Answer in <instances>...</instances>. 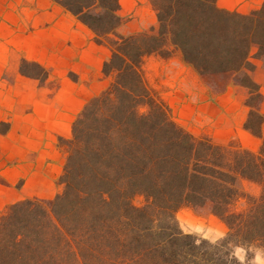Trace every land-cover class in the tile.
<instances>
[{
  "label": "trees",
  "instance_id": "16d2710c",
  "mask_svg": "<svg viewBox=\"0 0 264 264\" xmlns=\"http://www.w3.org/2000/svg\"><path fill=\"white\" fill-rule=\"evenodd\" d=\"M147 1L157 30L122 35L120 0H54L110 49L102 73L111 80L77 114L70 137L57 136L61 190L0 210V264H226L233 245L264 247V115L251 77L252 58L264 68V3L242 14L217 0ZM175 52L199 76L249 90L244 129L261 139L258 151L238 140L216 144L177 123L143 71L147 56ZM19 72L41 85L50 75L26 59ZM9 130L0 123V134ZM245 181L261 187L258 196L245 193ZM136 196L146 203L136 206ZM239 199L243 209L234 208ZM183 206L217 217L226 235L209 243L184 232L176 216Z\"/></svg>",
  "mask_w": 264,
  "mask_h": 264
},
{
  "label": "crops",
  "instance_id": "0c3cea01",
  "mask_svg": "<svg viewBox=\"0 0 264 264\" xmlns=\"http://www.w3.org/2000/svg\"><path fill=\"white\" fill-rule=\"evenodd\" d=\"M143 2L120 0L119 15H136ZM263 3L264 0H217L220 8L242 14L259 9ZM152 25L150 31L157 30V19ZM141 31V25L134 22H124L118 29L122 35ZM94 36L54 0H0V123L10 124L9 132L0 134V210L23 199L15 183L30 167L36 170L27 183L35 182L37 187L29 197L50 198L45 186L52 178L43 172L46 160L40 152L36 163L19 161L31 153V148L23 144L35 143V149L42 148L44 152L47 145L43 144H56L57 136L69 137L72 122L83 106L108 87L111 78L103 75L102 67L111 51L97 44ZM147 57L154 71L150 73V83L177 123L193 135L208 136L216 144L226 145L237 138L243 148L258 151L261 139L244 129L249 111L246 87L234 81L214 91L208 79L186 65L178 52L169 58L156 54ZM22 59L49 70L43 85L20 74ZM251 61L255 65L251 77L262 94L259 111L264 115V68L259 59ZM69 72L77 76V82L68 77ZM7 161L9 172L1 170Z\"/></svg>",
  "mask_w": 264,
  "mask_h": 264
},
{
  "label": "rangeland",
  "instance_id": "374dc122",
  "mask_svg": "<svg viewBox=\"0 0 264 264\" xmlns=\"http://www.w3.org/2000/svg\"><path fill=\"white\" fill-rule=\"evenodd\" d=\"M140 11L136 15L134 13L125 15L124 22H134L139 23L143 28V31H150L153 27V23L156 21L155 13L149 3V1L144 0L143 3L139 4ZM148 26V29H147ZM149 57H146L143 63V71L149 87L160 97L157 91L152 87L150 80L151 75L153 73V69L149 68ZM230 78L228 77H218V78H210L207 80V84L213 88L214 91H218L222 89L226 83L229 81ZM52 88H55V85H52ZM161 98V97H160ZM163 100V99H162ZM144 110V109H142ZM71 133L69 132V137ZM234 140H238L237 138H233L230 142ZM55 142H57V138H55ZM229 142V143H230ZM35 143H24L23 147L26 149L31 148V153L25 157V159L19 160L21 162H37L39 158V153L43 155V159L46 160L45 167L43 168V172L52 178V182L50 185H46L45 188L49 191L50 198H53L56 193L61 190V187L57 185V179L62 173V167L64 163V154L63 152L57 147L56 144H43L47 145L46 151L43 152L41 149H35ZM7 165L2 167L1 170H6L9 172L10 163L7 161ZM36 167H30L29 171L23 177H20L17 182L15 183V188L21 191L22 197L24 198H33L29 197L32 196L35 192L37 187L35 182L27 183V178L34 173ZM4 183V182H3ZM9 185V183L5 182ZM261 187L258 184L251 183V182H244V191L246 194L252 196H258L260 193ZM48 199V198H47ZM10 201V199H9ZM146 203V200L143 196H136L134 198V204L136 206H143ZM246 205L245 199H239L235 204V209H243ZM176 216L179 220L180 226L182 227L183 231L186 233L194 234L200 238L207 239L215 235V229H219L220 231L227 232L226 226L222 224V222L212 214L206 213L199 215L194 212V210L189 206H183L178 210ZM222 237H217L213 242L217 241Z\"/></svg>",
  "mask_w": 264,
  "mask_h": 264
},
{
  "label": "clouds",
  "instance_id": "9594fccd",
  "mask_svg": "<svg viewBox=\"0 0 264 264\" xmlns=\"http://www.w3.org/2000/svg\"><path fill=\"white\" fill-rule=\"evenodd\" d=\"M225 232L215 229V235L208 238L209 243L213 242L217 237H224ZM195 243L199 244L200 241L196 240ZM252 252L253 255L249 258V253ZM264 264V247L249 244L247 248L243 245L236 244L233 245L231 250L227 253L226 264Z\"/></svg>",
  "mask_w": 264,
  "mask_h": 264
}]
</instances>
